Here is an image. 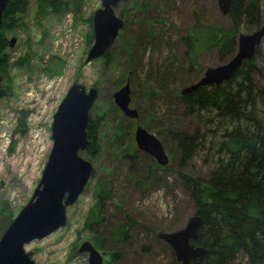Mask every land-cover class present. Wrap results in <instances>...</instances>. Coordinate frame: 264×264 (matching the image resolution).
Here are the masks:
<instances>
[{
    "label": "rangeland",
    "instance_id": "1",
    "mask_svg": "<svg viewBox=\"0 0 264 264\" xmlns=\"http://www.w3.org/2000/svg\"><path fill=\"white\" fill-rule=\"evenodd\" d=\"M29 2L19 26L5 32L7 40L15 39V44L7 49L10 62L7 72L1 74L6 94L0 100V204H8L15 218L30 201L53 147L54 115L74 83L98 90L91 119L103 150L94 163L86 158L96 174L67 209V226L34 240L26 245V251L34 254L36 264H89L88 255L79 253L82 243L92 239L84 223L97 200L98 181L109 189L110 172L117 170L112 200L105 201L107 225L127 224L130 218L150 230L135 225L126 242L108 244L99 250L105 253L104 264H180L175 263L170 246L158 234L184 228L194 215L193 205L176 186L174 168L158 172L172 184L169 188L156 186L143 194L131 184L126 161L112 164L109 148L116 142L112 131L120 120L114 93L121 88L116 89L117 84L129 83L131 108L138 111L140 123L154 135L165 132L168 119L173 117L170 97L196 83L207 69L221 65L215 49L204 50L196 61L197 69L189 71L187 48L181 39L198 21L228 30L229 18L220 11L216 0H128L116 7L119 16L124 14L125 27L110 48L111 59L84 64L94 42L93 15L101 7V0H82L81 9L73 4L65 13L49 12L35 0ZM260 8L264 23V0H260ZM253 32L242 29L240 34ZM261 49L257 62L263 74L258 79L264 83V42ZM163 79L166 84H162ZM23 115L25 126L21 125ZM138 123L135 120V129ZM191 123L196 126L194 120ZM167 145L171 163L176 158L169 154L173 145ZM147 167L145 162L139 169L145 172ZM208 169L199 153L185 171L205 176ZM234 264L248 263L241 258Z\"/></svg>",
    "mask_w": 264,
    "mask_h": 264
},
{
    "label": "trees",
    "instance_id": "2",
    "mask_svg": "<svg viewBox=\"0 0 264 264\" xmlns=\"http://www.w3.org/2000/svg\"><path fill=\"white\" fill-rule=\"evenodd\" d=\"M29 1L10 0L3 13L0 74L7 72L10 62L5 32L19 26V20L29 9ZM35 1L42 9L59 13H65L73 4L79 10L83 3L82 0ZM227 17L231 23L228 30L222 26H205L198 21L181 39L187 48L185 58L189 62V71L197 69L196 61L204 50L215 49L219 62L225 63L234 55L242 29L255 31L264 25L260 0H232ZM261 52L259 47L253 59L246 61L232 79L220 85L201 87L185 96L179 92L170 97L174 102L169 109L173 117L168 119L165 132L155 133L165 150L167 144L173 145L169 154L176 159L166 167L159 166L152 157L138 150L133 139L135 120H128L115 108L120 120L112 131V137L116 139L109 148L112 164L126 161L131 184L143 194L156 186L169 188L172 184L158 172L174 168L176 186L179 185L190 199L194 215L202 218L198 238L192 243L206 248L208 253L190 264H234L241 258L248 264H264V83L258 79L263 73L257 62ZM110 53L111 49L102 59L109 61ZM164 81L162 84H166ZM123 85L124 81L117 84L116 89ZM139 119L140 115L136 119L138 125L141 124ZM25 120L26 115H23L22 126H25ZM192 120L196 126L191 125ZM142 125L150 132L146 124ZM93 126L91 119L89 146L83 151V156L94 163L103 147ZM199 153L203 154L209 166L205 176L185 171ZM143 161L148 164L145 172L139 169L141 164H145ZM116 172H110L109 189L104 188L101 180L98 181L97 200L84 223V230L92 234L91 241L98 250L105 249L108 244L126 242L135 225L148 229L130 218L127 224L107 225L105 201L112 200ZM95 174L94 169L91 179ZM13 218L9 205L0 204V238Z\"/></svg>",
    "mask_w": 264,
    "mask_h": 264
},
{
    "label": "water",
    "instance_id": "3",
    "mask_svg": "<svg viewBox=\"0 0 264 264\" xmlns=\"http://www.w3.org/2000/svg\"><path fill=\"white\" fill-rule=\"evenodd\" d=\"M10 0H0V32L3 13ZM128 0H101V7L93 15L94 42L84 64L102 58L115 44L125 27V20L116 13V7ZM220 11L228 16L232 0H216ZM264 42V25L251 34H240L234 55L225 63L209 68L194 84L186 86L181 95L193 93L196 89L210 85H220L233 78L240 67L253 59ZM15 39L10 41V47ZM0 75V100L5 96ZM95 87L86 89L74 83L60 103L52 124L53 147L44 168L39 185L30 201L8 225L0 238V264H36L33 253L25 247L34 240L44 239L67 226V209L74 205L86 189L94 166L81 153L89 146L88 128L91 124V110L98 99ZM118 109L129 120L139 116L131 108V88L126 83L114 93ZM134 140L141 153L152 157L155 162L166 167L170 158L162 142L143 126L134 131ZM202 218L193 215L187 225L177 231L158 234V238L168 244L180 264H190L207 255L206 248L195 246ZM79 253L88 255L89 264H104L105 253L100 252L91 241H85Z\"/></svg>",
    "mask_w": 264,
    "mask_h": 264
},
{
    "label": "flooded vegetation",
    "instance_id": "4",
    "mask_svg": "<svg viewBox=\"0 0 264 264\" xmlns=\"http://www.w3.org/2000/svg\"><path fill=\"white\" fill-rule=\"evenodd\" d=\"M9 42V41H8ZM10 47V42H9V45H8V48ZM1 75V74H0ZM2 76V75H1ZM3 77V76H2ZM2 88H3V86H2ZM6 94V93H5ZM171 248V247H170ZM171 252H172V254H173V256L175 257V255H174V252H173V250H172V248H171ZM175 263H181V262H179V261H177V260H175Z\"/></svg>",
    "mask_w": 264,
    "mask_h": 264
}]
</instances>
